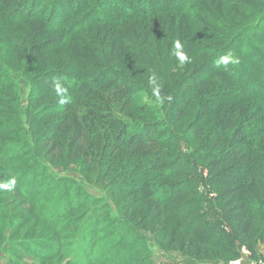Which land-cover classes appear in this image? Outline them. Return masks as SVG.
<instances>
[{
    "label": "trees",
    "instance_id": "trees-1",
    "mask_svg": "<svg viewBox=\"0 0 264 264\" xmlns=\"http://www.w3.org/2000/svg\"><path fill=\"white\" fill-rule=\"evenodd\" d=\"M251 7L259 22L235 33L241 15L251 17ZM10 9V19L28 29L20 33L21 41L17 29L13 35L11 26L3 28L9 32L1 37L0 31V51L6 47L18 54L19 66L27 58L45 68L43 52L65 48L68 55L73 48L72 58L60 59V73L46 67L37 80L42 97L40 86L54 89L53 79L59 78L68 102L52 106L48 113L28 110L27 122L40 128L48 119L55 125L53 114L68 111L85 97L101 101L108 110L116 103L121 111L131 112L138 91L152 93L149 78L155 74L160 96L171 106L169 116L182 126L195 116L184 135L200 146L191 155L207 164V182L215 197L203 195L194 160L184 163L177 137L160 123L108 118L103 123L105 147L111 155L123 149L118 160H128L124 173L136 171L144 182L132 181L129 190L144 189L153 211L161 214L164 202L173 200L168 217L176 229L186 231L190 251L200 247L197 256L230 261L240 257V246L255 254L258 242H264V56L259 53L264 50L256 48L264 46V32L256 33L264 31V0H19ZM161 27L167 42L154 39L152 30ZM118 28L125 36L117 35ZM91 31L94 34L87 33ZM177 40L191 60L182 66L173 55ZM228 53L239 63L217 68L214 61ZM162 57H168L166 66L159 62ZM77 123L70 148L77 157L82 151L86 156L91 135L80 120ZM163 137L171 151L149 153L150 145L160 144ZM161 178L168 179V185L149 186Z\"/></svg>",
    "mask_w": 264,
    "mask_h": 264
},
{
    "label": "rangeland",
    "instance_id": "rangeland-1",
    "mask_svg": "<svg viewBox=\"0 0 264 264\" xmlns=\"http://www.w3.org/2000/svg\"><path fill=\"white\" fill-rule=\"evenodd\" d=\"M18 1L0 0V12L5 11L0 13L1 37L9 32L3 28L9 26L10 34L19 31L16 37L27 32L23 22L9 17L10 7ZM249 9L251 17L241 15L245 24L235 27V33L259 22L260 15L254 13L253 7ZM116 30L118 36H125L124 30ZM164 30H152L156 41L160 38L167 42ZM76 40L82 42L81 38ZM256 48L264 50V46ZM70 49L68 55L65 48L43 52L45 68L32 65L27 58L19 66L18 54L6 47L0 51V69L5 71H0V183L15 180L11 190H0V264H264V242H258L255 254L240 246V257L230 261L225 257L214 260L197 256L200 247L193 246L190 251L189 243L184 241L186 231L176 229L177 223L168 217L173 200L165 201L158 214L148 204L144 189L135 186L138 192H130L132 181L144 182L136 171L124 173L128 160H118L123 149L113 155L108 152L103 125L106 119L116 117L131 122L144 118L160 123L177 137L175 144L185 164L193 162L191 153L200 147L190 144L184 135L195 116L187 117L182 126L169 116L171 106L160 94L157 97L146 88L141 89L131 112L121 111L116 103L109 104L108 110L101 101L85 97L68 111L53 114L51 117L58 119L55 125L48 119L42 120L40 128L27 122L28 110L48 113L52 106H59L55 89L40 86L44 94L40 97L37 80L41 71L49 69L46 67L53 66L60 73L59 61L72 58L73 48ZM259 53L264 56L263 51ZM162 61L168 64V57H162L159 62ZM65 119L68 121L63 122ZM77 120L91 135L89 145L84 147L86 156L82 151L77 157L70 148ZM162 139L160 144L150 145L149 153L171 151L168 138ZM192 164L203 195L207 199L215 197L216 190L207 182V164L197 159ZM158 185H168V179L153 180L149 186Z\"/></svg>",
    "mask_w": 264,
    "mask_h": 264
},
{
    "label": "clouds",
    "instance_id": "clouds-1",
    "mask_svg": "<svg viewBox=\"0 0 264 264\" xmlns=\"http://www.w3.org/2000/svg\"><path fill=\"white\" fill-rule=\"evenodd\" d=\"M173 55L177 58L180 64H186L191 62L190 57L183 50V45L179 40L174 42ZM230 63L233 65L239 63V60L231 53H228L224 56H220L214 61V65L217 68L220 67L227 68V66ZM149 84L152 86L153 95L158 97L160 94V85L157 81V77L155 76V74H153L149 78ZM53 85H54L55 93L57 97H59L58 103H60L61 105L67 103L68 102L67 89L63 86L61 80L59 78H54ZM14 185H15V180L10 181L9 183H0V190H11Z\"/></svg>",
    "mask_w": 264,
    "mask_h": 264
}]
</instances>
